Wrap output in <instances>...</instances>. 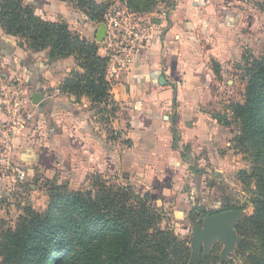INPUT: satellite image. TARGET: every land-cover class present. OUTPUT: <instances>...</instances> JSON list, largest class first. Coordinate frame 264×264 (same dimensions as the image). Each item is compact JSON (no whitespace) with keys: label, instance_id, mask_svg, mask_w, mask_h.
<instances>
[{"label":"crops","instance_id":"crops-1","mask_svg":"<svg viewBox=\"0 0 264 264\" xmlns=\"http://www.w3.org/2000/svg\"><path fill=\"white\" fill-rule=\"evenodd\" d=\"M26 2L43 19L66 22L72 31L95 41L97 24L67 2ZM222 2H162L167 19L157 22L150 45L140 51L130 71L111 85L117 107L111 127L120 133L121 141L131 142L129 146L108 141L97 120L98 109L87 98L60 93L65 79L78 70L73 58L50 62L47 51L21 48L18 40L0 27V71L18 81L31 97L34 93L42 96V104L31 109L30 124L16 139V162L28 174L61 178L60 183L96 173L115 180L124 176L137 194H150L156 201L154 196L160 190L175 199L176 213L185 210L188 193L171 195L169 187L175 179L186 176L183 173L189 170V161L196 159L195 147L214 163L217 175L233 168L227 156L221 157L231 133L211 112L216 101L224 97L225 85L232 84L227 71L232 56L227 33L229 21L236 28L241 17L220 7ZM98 54L102 56L101 50ZM214 64L220 65L217 75ZM0 175L3 187L10 179ZM189 179L190 188L196 191L201 178L190 175Z\"/></svg>","mask_w":264,"mask_h":264},{"label":"trees","instance_id":"trees-1","mask_svg":"<svg viewBox=\"0 0 264 264\" xmlns=\"http://www.w3.org/2000/svg\"><path fill=\"white\" fill-rule=\"evenodd\" d=\"M67 2L97 25L114 0L99 4L95 0ZM135 13H144L156 0H122ZM164 2V0H161ZM0 27L18 40L21 48L48 52L50 62L73 58V70L60 87V93L77 99L87 98L98 109V122L111 126L117 107L107 81L108 59L98 54V44L80 36L66 22L43 19L26 0H0ZM247 64V87L243 104L234 106L240 125L235 146L242 148L258 164L246 183L255 187L254 213L238 226L246 238L239 247L242 264H264V56L243 58ZM220 65L214 64L219 73ZM112 105V107L110 106ZM112 140H117L110 128ZM177 141L174 131V147ZM126 141V145H130ZM89 189L74 191L67 183L48 180L49 201L39 213L24 210L14 229L0 235L1 264H234L226 259L190 249L174 231L162 229L161 212L150 194L139 195L101 174L89 177ZM225 206V205H224ZM208 217L225 211H209ZM192 224L191 212L187 215Z\"/></svg>","mask_w":264,"mask_h":264},{"label":"rangeland","instance_id":"rangeland-1","mask_svg":"<svg viewBox=\"0 0 264 264\" xmlns=\"http://www.w3.org/2000/svg\"><path fill=\"white\" fill-rule=\"evenodd\" d=\"M223 1L220 7L226 10H234L238 12L241 17L237 18L238 27L236 28H233L234 22L231 20L229 21L230 29L227 33L228 41L226 43H228L232 55L227 71L229 72V79L232 81V84L225 85L226 89L223 92L225 93L224 97L216 101V106L214 104V107L211 108V112L212 114L214 113L215 116H219V123L231 133V138L228 141L227 147L221 150V157L227 156L233 168L230 172H218L219 174L217 175L216 171L218 169L214 163L209 162L207 157H203L204 153L202 150L195 147L193 153L196 155V159L189 161V170L187 169L188 171L183 173L186 176L175 179L169 187L171 195H175V193H188L184 200V207L186 209L176 213L177 202L175 199L164 196V192L160 193V190L154 197H156L155 203L156 206H158L156 207L157 211L161 212L163 217L160 223L161 228L174 231L182 241L184 240L187 242L191 250L194 249L192 247L193 229L197 226H202L206 218L201 216L199 211L203 205L209 211H216L221 208H225V211H240L241 218L238 220L235 229L238 237H240L242 241L236 244L235 250L226 258L222 256L225 246L219 242L214 244L209 252L205 251L203 243L197 247L202 254H214V256L226 259L234 264H242L243 259L239 254V247L246 241V238L239 235L237 226L245 218L254 213V205L252 202L255 192L254 185L246 183L247 181L249 182L250 179L244 178V174L252 175L258 162L249 154L245 153L242 148L235 146L234 140L236 136L240 135V125L234 116V106L236 104H243L245 101L248 78L247 64L243 58L245 57L248 59L252 56L259 58L264 56V0ZM155 2L156 4L154 6L145 9L144 13L140 14L155 15L163 11L162 1L156 0ZM44 15L47 16L46 14ZM85 18L87 17L85 16ZM96 26L99 28L100 25ZM97 44L99 48L102 47L100 43ZM110 106L112 107V105ZM110 128L111 126H102L101 130L108 135V141L112 143L116 141L117 143L120 142L122 136L120 133L116 132V130H114L113 133L117 140H112L110 137ZM121 144L126 145V142L121 141ZM121 146L122 145L118 147L120 148ZM15 166L22 168L18 162H16ZM0 173L10 179L9 182L2 183V185H4L3 187L0 186L1 235L3 232L16 227L20 215L23 214L24 210L28 207L39 213H43L46 210L49 194L44 186L47 181L51 179H47L44 175L34 176L29 174L24 182H13L11 173H4L1 170ZM91 175L87 177H70L67 182L63 183H67L69 188L74 191H83L89 189V177ZM190 175H196L201 178L202 183H199L200 187L196 191L190 188ZM60 179L61 178H54V181L61 184ZM115 181H118L117 183L120 185L132 187L136 193L135 187L132 185L130 179L121 176ZM189 212H191L192 224L187 221ZM1 263L2 259L0 258V264Z\"/></svg>","mask_w":264,"mask_h":264},{"label":"built area","instance_id":"built-area-1","mask_svg":"<svg viewBox=\"0 0 264 264\" xmlns=\"http://www.w3.org/2000/svg\"><path fill=\"white\" fill-rule=\"evenodd\" d=\"M167 11L155 15L135 13L122 0L111 2L104 15L106 33L101 44L102 57L108 59L107 81L112 84L130 71L137 55L150 45L157 21L165 20ZM35 105L18 81L0 71V170L11 173L13 182H24L28 172L16 167V139L32 119Z\"/></svg>","mask_w":264,"mask_h":264},{"label":"water","instance_id":"water-1","mask_svg":"<svg viewBox=\"0 0 264 264\" xmlns=\"http://www.w3.org/2000/svg\"><path fill=\"white\" fill-rule=\"evenodd\" d=\"M157 22L160 23V21ZM105 33L106 25L102 23L98 29L95 41L102 43ZM31 98L34 105L39 106L42 104V96L40 94L34 93ZM240 218L241 212L233 210L206 217L202 226H197L193 229L192 247L195 248L203 243L205 251L209 252L212 246L219 242L225 246L222 256L226 258L235 250L236 244L242 241L235 229Z\"/></svg>","mask_w":264,"mask_h":264}]
</instances>
